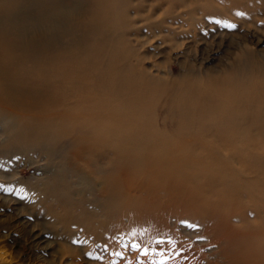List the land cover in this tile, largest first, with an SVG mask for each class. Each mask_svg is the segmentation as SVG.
I'll list each match as a JSON object with an SVG mask.
<instances>
[{
	"label": "bare ground",
	"instance_id": "6f19581e",
	"mask_svg": "<svg viewBox=\"0 0 264 264\" xmlns=\"http://www.w3.org/2000/svg\"><path fill=\"white\" fill-rule=\"evenodd\" d=\"M130 2L0 0V164L44 161L3 186L56 234L101 239L107 216L156 231L167 213L211 224L222 264H264V64L173 91L120 47ZM77 20L79 42L60 40Z\"/></svg>",
	"mask_w": 264,
	"mask_h": 264
},
{
	"label": "rangeland",
	"instance_id": "374dc122",
	"mask_svg": "<svg viewBox=\"0 0 264 264\" xmlns=\"http://www.w3.org/2000/svg\"><path fill=\"white\" fill-rule=\"evenodd\" d=\"M130 6L133 10L121 19L117 31L121 49L133 65L167 81L173 91H185L183 83L195 78L208 85L228 75L245 77L240 67L264 64V0H131ZM80 22L69 32H58L59 39L79 42ZM33 32L48 38L51 34ZM59 39L40 43L57 49ZM257 76L254 71L250 78L261 79ZM36 162L34 169L25 160L9 169L0 164V197L9 199L0 206V264H222L215 254V234L207 231L211 224L167 213L156 231L140 229L124 218L114 231L116 219L107 216L105 227L99 229L101 239L85 238L75 228L71 233L56 226L54 233L39 213L3 186L10 176L38 177L35 171L44 161ZM67 247L72 253L64 254Z\"/></svg>",
	"mask_w": 264,
	"mask_h": 264
}]
</instances>
